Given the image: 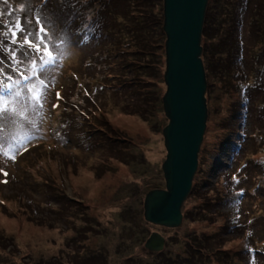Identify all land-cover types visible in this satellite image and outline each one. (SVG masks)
<instances>
[{
  "label": "rangeland",
  "instance_id": "rangeland-1",
  "mask_svg": "<svg viewBox=\"0 0 264 264\" xmlns=\"http://www.w3.org/2000/svg\"><path fill=\"white\" fill-rule=\"evenodd\" d=\"M44 1L0 0V264H264V0L208 1L178 227L144 215L166 187L163 0Z\"/></svg>",
  "mask_w": 264,
  "mask_h": 264
},
{
  "label": "water",
  "instance_id": "water-1",
  "mask_svg": "<svg viewBox=\"0 0 264 264\" xmlns=\"http://www.w3.org/2000/svg\"><path fill=\"white\" fill-rule=\"evenodd\" d=\"M209 0H163L167 86L163 96L169 119L163 129L167 150L162 164L165 188L147 192L144 215L152 223L178 227L182 206L192 191L208 119L207 75L202 37ZM166 238L153 232L145 246L162 251Z\"/></svg>",
  "mask_w": 264,
  "mask_h": 264
},
{
  "label": "trees",
  "instance_id": "trees-1",
  "mask_svg": "<svg viewBox=\"0 0 264 264\" xmlns=\"http://www.w3.org/2000/svg\"><path fill=\"white\" fill-rule=\"evenodd\" d=\"M49 2V0L47 1V0H45L43 3L44 4H46V3H48ZM212 16V13H211V10H209L208 9V7H207V12H206V19H205V21H206V24H205V26H204V30H203V36H205V37H208V34H209V23H210V21H211V17ZM163 20H164V14H163ZM117 36H118V38L120 37L119 36V34H116ZM1 36H4V34L3 35H1ZM204 48H206L205 46H204ZM205 51H206V49H205ZM196 191V190H195ZM206 205H208V206H210V204H209V202H208V204H206ZM212 207H214V205H211ZM204 211H206V210H204ZM194 248H193V250H194V252L195 253H199V249H198V247L195 245V246H193ZM225 252V254L226 253H230V252H226V251H224ZM241 252H236L235 254H240ZM246 259H248V258H246ZM238 260V259H237ZM237 263L239 262V261H236ZM247 262V261H246ZM185 264H190L189 262H187V260H186V263Z\"/></svg>",
  "mask_w": 264,
  "mask_h": 264
},
{
  "label": "snow or ice",
  "instance_id": "snow-or-ice-1",
  "mask_svg": "<svg viewBox=\"0 0 264 264\" xmlns=\"http://www.w3.org/2000/svg\"><path fill=\"white\" fill-rule=\"evenodd\" d=\"M14 28H20V25L17 23L16 25H14ZM20 31L23 32L24 29L23 28H20ZM40 31H44V29L41 28ZM12 35H16L15 31L12 32ZM23 42L25 44H28L29 47L34 48L36 51H40V45L38 43H33L32 41H29L26 37L24 38ZM57 95H59V94H57Z\"/></svg>",
  "mask_w": 264,
  "mask_h": 264
}]
</instances>
